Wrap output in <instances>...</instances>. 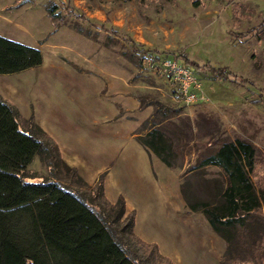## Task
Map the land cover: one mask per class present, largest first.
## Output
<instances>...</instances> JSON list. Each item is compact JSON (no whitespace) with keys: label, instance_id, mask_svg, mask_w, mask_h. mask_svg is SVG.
Wrapping results in <instances>:
<instances>
[{"label":"rangeland","instance_id":"obj_1","mask_svg":"<svg viewBox=\"0 0 264 264\" xmlns=\"http://www.w3.org/2000/svg\"><path fill=\"white\" fill-rule=\"evenodd\" d=\"M262 20L264 0H0V35L37 47L43 56L39 66L0 74V95L18 109L21 128H28L33 115L63 161L85 181L82 197L108 220L116 219L122 197L125 213L113 227L135 216L124 197L133 191L151 238L167 243L173 231L182 240L186 227L188 244L205 249L194 253L180 247L167 253L171 259L160 257L149 243L144 249L133 242L138 264H221L229 256L205 212H221L228 179L220 167L201 165L222 143L241 141L254 149L248 174L258 196L264 194V28L243 39L228 34ZM180 54L226 67L252 84L194 72L207 100L186 104L164 66ZM155 121H161L175 149L173 167L136 140ZM25 175L39 181L49 176V168L36 155ZM108 175L114 201L104 191ZM101 177L103 195L97 188ZM260 197L243 229H227L236 256L228 264H264ZM176 202L185 206L177 225Z\"/></svg>","mask_w":264,"mask_h":264},{"label":"trees","instance_id":"obj_2","mask_svg":"<svg viewBox=\"0 0 264 264\" xmlns=\"http://www.w3.org/2000/svg\"><path fill=\"white\" fill-rule=\"evenodd\" d=\"M47 13L52 16L53 8ZM258 27L264 28V20L245 32L228 34L243 39L254 35ZM130 42L135 44L131 39ZM178 56L195 73L210 71L213 78L252 84L226 67L215 68L198 64L183 54ZM42 60L37 47L0 35V74L33 68ZM19 118L18 109L0 95V264H138L133 242L144 249L148 245L133 235L134 213L124 217L121 228L113 227L115 223L119 225L117 218L125 213L122 197L117 202L116 219L108 220L82 197L80 187L86 185L85 181L76 168L63 161L57 143L35 124L33 115L27 129L21 128ZM160 125L161 121L152 122L148 132L137 135L136 140L149 155L154 154L165 166L173 167L175 149ZM253 153L254 149L245 142H224L201 161V165L220 167L228 179L221 192V212L205 211L210 227L229 247V256L221 264L236 258L227 229H243L245 220L260 206V196L248 174ZM36 155L49 168V176L30 181L25 170ZM66 179L73 185L65 184ZM97 188L103 195L102 177ZM260 198L264 200L263 193ZM189 207L196 209L195 204ZM151 245L159 255L157 246Z\"/></svg>","mask_w":264,"mask_h":264},{"label":"crops","instance_id":"obj_3","mask_svg":"<svg viewBox=\"0 0 264 264\" xmlns=\"http://www.w3.org/2000/svg\"><path fill=\"white\" fill-rule=\"evenodd\" d=\"M111 182L109 179V175L106 176L105 178V185H104V191L105 194L108 196V193H111L112 187H111ZM130 189V188H129ZM132 191V189H130ZM126 194V193H125ZM135 193L132 191L130 193L127 192V196L125 197V206L126 209L129 210H134L135 211V216H134V225H133V231L134 234L143 242L149 243V244H155L157 246L158 252L161 253L162 255L171 258V255L167 254V253H176V251L181 247V248H186L187 250L194 252V253H203L205 251V249H202L203 247H196L194 248L192 245H190L191 243L189 242V239L187 238V228L184 227V229H182V232L179 234L182 236V240L185 239V242H187V245H183V241L177 237V233H173V231H171V235L170 238L164 242L161 241H157L155 239H153V237H150V234L147 233V228L148 226L146 224H148V222L145 220L143 221L142 217L140 218V207L139 205L136 204V200H138V198H136V196L134 195ZM118 196V195H117ZM112 201H114L117 197H115L113 194H111L110 196H108ZM172 216H175L173 218V220L175 221V225H177L178 220L176 221L177 217H179V213H180V209L185 210V206L183 204V202H176L174 205H172ZM174 209V210H173ZM184 223V222H183ZM216 243H219L218 240H215ZM188 242L190 244H188ZM208 251H210L211 253L213 252L212 247H208ZM172 259V258H171Z\"/></svg>","mask_w":264,"mask_h":264},{"label":"built area","instance_id":"obj_4","mask_svg":"<svg viewBox=\"0 0 264 264\" xmlns=\"http://www.w3.org/2000/svg\"><path fill=\"white\" fill-rule=\"evenodd\" d=\"M165 70L170 79L175 83L179 94L186 104H194L207 100L200 84L194 76L190 66L179 63L176 59L164 63Z\"/></svg>","mask_w":264,"mask_h":264}]
</instances>
